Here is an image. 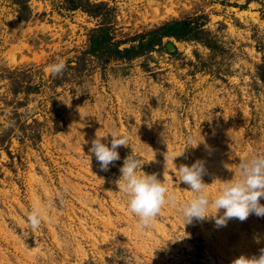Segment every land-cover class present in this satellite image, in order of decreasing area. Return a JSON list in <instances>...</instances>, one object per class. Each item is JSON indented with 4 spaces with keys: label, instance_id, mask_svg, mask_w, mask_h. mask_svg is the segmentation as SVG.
<instances>
[{
    "label": "rangeland",
    "instance_id": "374dc122",
    "mask_svg": "<svg viewBox=\"0 0 264 264\" xmlns=\"http://www.w3.org/2000/svg\"><path fill=\"white\" fill-rule=\"evenodd\" d=\"M195 14L211 49L163 36L142 54L106 55L108 40L126 46L163 20ZM60 59L66 70L53 76L49 65ZM259 63L264 0H88L75 8L0 0V264H233L259 256L264 217L184 224L178 205L193 193L165 159L185 150L177 168L203 160L214 198L223 181L238 178L241 161L264 154ZM113 131L129 144L102 171L89 148L96 134ZM189 136L203 142L188 147ZM130 154L177 195V207L166 205L148 229L137 226L116 183ZM35 203L46 211L32 229Z\"/></svg>",
    "mask_w": 264,
    "mask_h": 264
},
{
    "label": "clouds",
    "instance_id": "9594fccd",
    "mask_svg": "<svg viewBox=\"0 0 264 264\" xmlns=\"http://www.w3.org/2000/svg\"><path fill=\"white\" fill-rule=\"evenodd\" d=\"M66 70V63L60 59L49 65V71L53 76L61 75ZM110 134V147L102 142ZM108 135H97L91 141L89 153L94 154L99 162L100 169L107 171L109 166L120 160L118 148L128 147L129 139L126 134L111 132ZM203 140H197L189 136L186 140L188 147L195 148ZM165 156L166 161L171 160L177 172L179 182L189 186L193 193L187 201L181 202L178 207L184 219V224L193 221L214 220L216 226H226L231 219L246 221L255 214L264 217V204L260 201L264 198V154H253L239 164V176L231 180L223 181L222 187L213 197L207 191L208 185L203 182L206 173L205 162L196 160L191 166L174 163L176 157L183 155ZM90 159V156H88ZM143 165L134 155H128L120 168L121 176L116 181L119 191L127 197L128 210L137 217V226L140 229H148L154 226L156 218L164 207H177V195L170 191L165 182L157 178L155 173L147 174ZM60 203H63L62 199ZM211 209V211H210ZM221 210L223 213L221 214ZM45 207L35 203L27 214V223L32 229H37L43 222ZM233 264H264V249L259 256H240Z\"/></svg>",
    "mask_w": 264,
    "mask_h": 264
},
{
    "label": "trees",
    "instance_id": "16d2710c",
    "mask_svg": "<svg viewBox=\"0 0 264 264\" xmlns=\"http://www.w3.org/2000/svg\"><path fill=\"white\" fill-rule=\"evenodd\" d=\"M65 2L68 8L84 7L85 4H88V0H65ZM202 16V14H195L193 16L173 17L163 20L145 32L142 31L132 35L130 40L136 39V41L126 46H118V43L123 41L112 42L108 40V43L105 45L106 55L118 58H130L139 55L154 49L155 45H160L163 36H172L176 39H196L211 49L213 48L214 41L203 34H206L207 30L202 26L204 19H199ZM95 43L97 42L92 39L90 42L91 51ZM256 67L258 69L257 75L264 82V64L259 63ZM38 84L39 82L33 84L28 83L26 88H24V92L27 94L28 92L34 91L38 87ZM30 135L35 139L39 136V132L35 131Z\"/></svg>",
    "mask_w": 264,
    "mask_h": 264
},
{
    "label": "water",
    "instance_id": "95a60500",
    "mask_svg": "<svg viewBox=\"0 0 264 264\" xmlns=\"http://www.w3.org/2000/svg\"><path fill=\"white\" fill-rule=\"evenodd\" d=\"M165 47H166L167 49L172 48V47H173L172 42H170V41H166V42H165Z\"/></svg>",
    "mask_w": 264,
    "mask_h": 264
}]
</instances>
